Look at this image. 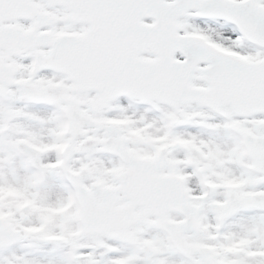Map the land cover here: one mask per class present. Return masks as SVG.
Segmentation results:
<instances>
[{
    "label": "snow or ice",
    "instance_id": "snow-or-ice-1",
    "mask_svg": "<svg viewBox=\"0 0 264 264\" xmlns=\"http://www.w3.org/2000/svg\"><path fill=\"white\" fill-rule=\"evenodd\" d=\"M0 264H264V0H0Z\"/></svg>",
    "mask_w": 264,
    "mask_h": 264
}]
</instances>
